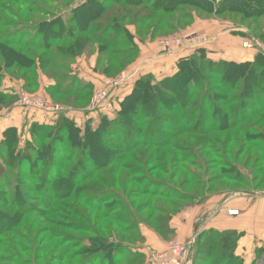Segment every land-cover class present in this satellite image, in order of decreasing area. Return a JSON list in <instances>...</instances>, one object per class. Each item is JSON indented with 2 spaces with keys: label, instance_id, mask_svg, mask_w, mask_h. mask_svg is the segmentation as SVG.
Segmentation results:
<instances>
[{
  "label": "rangeland",
  "instance_id": "rangeland-1",
  "mask_svg": "<svg viewBox=\"0 0 264 264\" xmlns=\"http://www.w3.org/2000/svg\"><path fill=\"white\" fill-rule=\"evenodd\" d=\"M20 1L21 3H18V1L15 0H0V36L10 37L12 39L16 38L17 40H23V42L27 43L34 42L35 45H38L40 43H46V40H48L46 39L47 37L44 35V32H46L45 28L49 22L63 21V31L65 32V28L67 29V22L71 18L70 14H72V9L86 0ZM101 1L106 2L104 0ZM143 1L144 0H142V2ZM186 1L187 0H150V3L143 2L142 5L133 7L132 11L134 13L142 12V15L145 14V12L151 13V7L160 8V6L170 7V9L172 8V11L167 10L154 13L151 20L144 21L141 24L136 23L137 20L141 19L137 18L136 20V17L132 16V12L129 14L130 16L127 15L125 20L118 21L120 22V28H122L119 29L118 32H106L107 29L105 30V28L113 26V23L111 22L114 20L113 17H110L107 13L98 11L97 9V14H99L100 17H89L92 21H90L87 26L84 21H88V15L86 14L85 16L84 10H81L82 16L80 20L83 23V25L81 24L82 31L87 30L86 32L93 34L96 38L104 35V37H108V41H110L109 43L116 46L115 48L128 49L134 52V54L136 53L133 58L124 61L126 64L122 68L114 65L109 71L105 70L107 56H101V53L106 46L94 43L95 39L93 38L95 37L91 35L80 39L82 41H79V43H82L83 46H79L81 47L80 49H73L75 56L66 49L65 52L70 54L71 58L68 57L67 60L59 61V63L50 59V56H48L49 58L47 59L45 56V53H47L46 49H40L35 45L30 48L26 47V49H22L24 54L28 56L30 55L36 61V63L29 67L28 70L17 64L7 67L0 57V143L3 140L5 129L12 127V125H7V123H5L4 120L6 117H14L16 113H19L22 117L26 118L24 123L19 127H15L18 129L19 133L16 136L14 135V144L10 155H15L16 151L24 148L27 141H34L37 143L39 137L35 138L30 133L31 125L36 122L56 126V123L61 118H67L73 120L80 129H89L90 132L101 129L102 125L108 123L106 129L104 127L101 129L104 130L100 137L101 141L106 142L107 140H110V142L117 143L118 146H121V148L125 150L124 152L131 154V156L126 159L127 163L131 160L129 161V164L133 165L134 168H141L140 170L144 171L146 173L145 175L152 177V181L159 184L156 185L157 187L163 189L165 193H169V197L167 198H158L143 194L142 188H145L143 183L142 186L139 183L129 184L127 190L126 183L123 181L128 173L127 170L125 171L121 168L118 172L112 174V165H108L102 167L99 171H95L92 168L95 165H99L100 161L105 157L103 154L99 153L98 157L92 160L89 158V152L87 150L83 151L78 146L72 148L66 144H59L57 149L67 158L65 161L67 168L65 169L66 175L64 176V179H62V183L58 184V190L54 189L55 185L43 184L40 182L41 178H38L37 175L34 174L35 169L38 170L40 167L35 166L32 171L33 173L25 174V177L18 182V184L22 185L25 189L22 190L23 196L14 202L13 194L15 191L13 184L18 180L14 174L15 169L9 165H1L0 192H8V195L5 194V197H3L4 202L0 197V216H3L4 214L9 217H16L15 219H17V221L14 220L16 226L14 225L13 227L15 232L13 237L14 249L11 250L9 244H3L0 258L5 256V260L8 257L9 259H7V261H0V264H79L82 260H88L87 264H94L86 256L83 255L81 257L79 255V251L85 250L82 245L79 246V242L88 238L89 234H91L89 233V230L86 229L87 227H90L89 222L92 221L91 225H93L102 235L111 234V230L114 231L117 227L116 225H113L112 219L109 217L103 218L100 220V223H97L95 218L101 213L91 210V208L89 209L86 204L82 203L81 199L74 198L76 192L81 193L79 190L81 187L86 189V193L88 192L87 190H92L97 191L98 194H102V196L109 193L107 187H110L111 189L114 188L119 192L126 190V194H128L131 189H139V194L135 197H131V200L134 202L135 208H141L142 211L140 217L136 218L144 221H153L157 216H161L159 214L160 211H157L156 209L157 205L167 207L168 212L170 211L169 213L175 212L180 206H182V209L177 211L174 215L179 214V212L188 208L190 203L193 202L182 199L184 195H188V193H205L204 196H209L210 193L211 195H223L224 193L230 192L241 194L244 190L264 193V184H261V187L259 188L257 187L264 176V165L255 161V151L252 157L250 156L249 158L248 152L244 153L239 158V161H236L237 165L233 166V168L236 169L234 172L232 167H220L221 165L215 166L214 171L208 172L209 160L212 159V164L217 165L216 158L219 157L224 159L223 152H221V154L217 153L218 155H201V157L196 154L191 157L188 162L181 161L178 158V155H184L186 151L197 153V148H201L200 142L207 138L215 140L212 136L201 135L194 131L193 133H184L179 137H175L174 134H176V131L178 132V129H176V125H173V128L171 129L169 128L172 127V123L170 122L169 125H167L166 122H169L168 118H164L163 122H158L157 124L153 122L154 120L152 118H137L133 121L132 131L128 135L125 128H123V125L116 122L121 109L120 102L132 94L137 79L152 76L154 80L159 81L166 76L172 75L173 71L174 73L176 71V68L167 69L166 71L161 69V65L166 68L168 65L165 61L159 59V63L157 64L154 63L150 65L149 63L147 66H144L142 73L133 82L131 65L138 57H140L141 48H139V43L142 46L145 45L144 42H146V44L154 42L159 46V51H161V53H175V49H177V53L179 52V54L185 56L192 55L196 49L202 47L207 49L206 55L208 56L209 49L207 45L212 42L205 39H217L221 34L220 30L223 31V29L225 30L227 28L228 30L237 31L239 34L243 35L245 38H243L242 47L245 50L255 52L256 55L252 60H223L254 62L257 59L260 60V58L264 57L257 56L258 52L255 49H248L243 46L251 36L264 42L260 37L252 34L250 28V26H253V29L255 26L262 27L264 24V14L256 19L259 23H256L255 25L250 24L251 18L244 17L242 11L238 13L227 11L229 9L227 6L228 3L221 6V8L225 9L223 12H218L216 10L217 5L211 3L209 0H188L189 3H185ZM217 1L220 2L219 0H216V2ZM261 1L262 0H252L251 2L249 1L250 3L243 6L237 3L229 4V6L242 8L246 13L254 12L255 10L257 12L264 8V2L261 6ZM110 2L111 1H108L106 5H109ZM26 6H29L28 9ZM4 7H6L7 10H5ZM144 7H146V9ZM106 12L109 13V11ZM161 19L162 23L160 26H157ZM208 20H216L220 23L222 27L216 29L217 33H215L216 31L210 32L208 29H204V26H210L207 22ZM127 26L132 28L129 30ZM154 26H156V28H154ZM137 28H141V30H138ZM133 43L135 44V47H132ZM185 44H187V46L190 45V47L182 48ZM182 57H179L177 63ZM47 61L48 66L46 67ZM147 62L148 61H145L144 65ZM261 68H264L263 65H261ZM27 72L28 75L26 76ZM130 76V81L125 88H111L112 80H121ZM256 76L258 77L257 74H255V77ZM153 79H151V81ZM219 88L220 93H223L224 90L221 87ZM107 90V101L104 100L100 102L99 105L94 106L93 102ZM229 90L230 94L237 93V89ZM22 92L29 95L33 100L52 103L58 105L61 109L58 112H50L46 110L33 111L20 108L16 106V101L19 99ZM262 94H257L256 97L262 100L264 99V95ZM257 100L258 99L251 102L250 100L247 101L250 102V104L258 105L260 103ZM211 104L212 103H209L210 106H212ZM230 106H233L236 109L238 103H231ZM164 112L166 113V111ZM233 112L234 110H231L230 114H233ZM131 113L136 114V111H131ZM37 114L44 115V119H37ZM208 114L211 119L214 117L212 111H209ZM29 115H32V118H28ZM138 116H140V114ZM229 117L231 119L232 115ZM31 119L32 121H30ZM196 124L197 123H191L187 126L190 128ZM149 125L152 126L153 132H150L148 128ZM208 125L209 123L205 126ZM196 127L199 128V125L197 124ZM227 132L229 134L230 131H226L225 134H227ZM111 133H113V135H111ZM167 138H172L173 140L170 145H164V140ZM138 139L143 143L136 147V144L133 142ZM155 140H159L158 144H149ZM160 144H163V146L159 147ZM99 145L101 149L104 148L102 144ZM221 145H223V143ZM221 145H218V147L219 150L222 151ZM238 146L239 145H237V147ZM179 147L185 149V151H181L182 149L177 151L176 149ZM170 150L176 151L170 153ZM159 154H167L165 156L166 159L159 158ZM175 154L176 157L173 158ZM194 158H196L195 162ZM135 159H137L136 162ZM147 160H150V163H146ZM175 160H178V163H176ZM231 160L235 162L234 158ZM79 163H82L80 178L86 174L94 173L91 177H84L81 179V184L75 185L70 181L71 179H67V176L71 174V171H69L70 167L72 165L77 166ZM174 164H178L179 166L183 164L187 166L185 168L181 167L179 173L174 176L172 173L174 170L178 169V167H173ZM123 165L124 164L122 163V166ZM161 165L169 170L167 175L164 173L161 174V171L159 170V166ZM258 167H263V169L254 171V169ZM184 169L187 171L190 170L191 173L195 172L196 174L190 175ZM26 172L31 171L26 170ZM222 172H224L223 174L233 173V177L237 178L238 181L228 183L224 180H218L212 183V185L209 184L213 187L211 191H206V185L208 184L210 176L212 174H222ZM255 175L259 176L257 181L254 180ZM182 177L186 178L188 183L189 180H194V182L191 184L184 183V178ZM25 178L33 179L35 181H28ZM148 186L153 185L148 183ZM0 196L2 195L0 194ZM198 201L200 200L198 199L194 201V203L196 204ZM105 206H108V204L105 203ZM122 217H124V215H118V218L122 219ZM87 218H90V220ZM71 223L78 225H74L75 227L86 228L76 231L73 229L75 227H73ZM0 224L1 231L5 230L6 232V229L10 228V226H5L8 223L2 224L1 222ZM103 224L109 225L111 230L103 228ZM142 225L153 229L149 225L141 223L140 232L142 235ZM138 226L139 223L134 225L137 229ZM89 229L92 230L91 227ZM118 230L120 231V229ZM153 230L156 231L155 229ZM5 232L4 238H11L12 235H10L8 231ZM53 234H56L58 237H52ZM194 235L197 239L199 234L195 233ZM107 238L115 239L112 237ZM188 241L189 240L186 242ZM47 242H50L51 244L52 249L50 253L43 254L36 251V246L38 244L45 245ZM145 243V237L144 240L139 238L134 239L129 248L123 247V245L124 253L118 254L119 259L113 258V260L122 262L119 264H142L143 258H141L142 254H140L139 249L140 246L143 244L145 245ZM148 248L150 255L157 260H160L159 252L167 250L159 251L151 246H148ZM55 252L64 256L65 259L62 262H59L56 259L53 260L51 255ZM74 254L77 256L74 257ZM191 256L192 260H190ZM193 257L194 253L191 254L190 252L189 256L183 263L194 264L195 259H193ZM120 258H123L124 261H120ZM214 260L215 258L213 257V259L210 260V264H214ZM95 264L99 263L97 262ZM198 264L205 263L199 261Z\"/></svg>",
  "mask_w": 264,
  "mask_h": 264
},
{
  "label": "trees",
  "instance_id": "trees-1",
  "mask_svg": "<svg viewBox=\"0 0 264 264\" xmlns=\"http://www.w3.org/2000/svg\"><path fill=\"white\" fill-rule=\"evenodd\" d=\"M15 1L21 3L20 0ZM104 1L106 2H102L101 0H86L82 4L74 7L72 9V14H70L71 18L67 22V29L65 28V32L63 31L64 23L62 20V22H49L45 28L46 32H44V35L47 37L46 39H48L46 40V43L35 45L34 42L27 43L23 42V40H17L16 38L12 39L10 37L0 36V57L7 67L17 64L28 70V68L35 64L36 61L30 55L28 56L24 54L22 49H26V47L30 48L35 45L40 49H46L47 53H45V56L47 59L49 58L48 56H50V59L59 63V61L67 60L68 57L71 58V55L65 52L66 49L74 55L75 53L73 49L81 48L79 47L82 45V43H79V41H82L80 39L85 36H93V34L86 32L87 30H81V24L83 25L80 20L82 16L81 10H84L85 16L86 14L88 15V21H84L87 26L88 23L92 21L89 17H100L99 14H97V9L98 11L107 13L110 17H113L114 20L111 22L113 23V26L105 28V30L107 29L106 32H118L119 29H122L120 28V22L118 21L125 20L127 15L133 12V7H138L142 5L143 2L150 3V0H144L143 2L142 0ZM108 1L111 2L109 5H106ZM209 1L217 5L216 10L218 12H223L225 9L221 8V6L228 3L227 6L229 9L226 8L228 9L227 11H233L236 13L242 11L244 17L251 18L250 24H258L259 22L256 19L260 18L264 14V8L257 12L255 10L254 12L246 13V11L242 10V8L229 6V4L233 3L241 4V6H243L250 3L252 0H220V2H216V0ZM263 2L264 0L260 2L261 6L263 5ZM185 3H189L188 0ZM6 7H4L5 10H7ZM28 7L29 6H26L27 9ZM144 8L146 9V7ZM151 9V13L145 12V14L142 15V12H133L132 16L136 17V20L137 18L141 19L137 20L136 23L141 24L144 21L151 20L154 13L167 10L172 11V8L170 9V7L161 6L160 8L151 7ZM106 11H109V13ZM161 23L162 19L159 20V25L157 26H160ZM154 28H156V26H154ZM250 28L252 34L260 37L264 41V24L262 27L255 26L253 29V26H250ZM137 29L141 30V28ZM93 39H95L94 43L106 46L101 53V56H107L106 71H109L114 65H117L120 68L124 67L126 64L124 61L133 58L136 54L128 49L125 50L115 48L116 46L109 43L110 41H108V37H104V35ZM134 45L135 44L133 43L132 47H135ZM206 52L207 49L201 47L196 49L192 55L180 58L176 65L175 73L166 76L159 81L154 80L152 76L137 79L135 81L132 94L120 102L121 109L116 122L123 125V128H125L128 135L132 131L133 121L137 118H152L155 124L163 122L164 118H168L169 122H166L167 125H169L170 122L172 123V127H168L171 129L173 128V125H176V129H178V132L176 131V134H174L175 137H179L184 133H193L194 131L201 135L212 136V138L216 141L210 138L203 139V141L200 142L201 148H197V153L186 151L184 155H178V158L181 161L188 162L191 157L196 154L201 157V155H218L217 153L221 154V152H223L224 159L219 157L216 158L217 165L212 164V159L209 160V168L207 169L208 172L214 171L215 166L219 165H221L220 167H232L234 172L236 169L233 168V166L237 165L236 161H239V158L247 152L249 155L248 158L250 156L252 157L254 151L256 155L254 157L255 161L264 165V99L261 100L256 97L257 94L263 93L262 95H264V68H261V65L264 67L263 55L258 53L257 56H262L263 58H260V60L257 59L254 62H236L213 60L206 55ZM47 66L48 61L46 63V67ZM255 74H257L258 77H255ZM27 75L28 72L26 73V76ZM151 79L153 80L151 81ZM219 87L224 90L223 93H220ZM229 89H237V93L230 94ZM256 99H258L257 101L260 104H250L251 101ZM247 100H250V102ZM209 103H212V106H210ZM231 103H238L236 109L233 106H230ZM231 110H234L233 114H230ZM131 111H136V114L131 113ZM164 111H166V113ZM209 111L213 112L214 117L212 119L208 116ZM139 114L140 116H138ZM230 115H232L231 119L229 117ZM191 123H197L199 128L196 127L197 124L188 128L187 125H190ZM207 123H209V125L205 126ZM107 125L108 123H105L101 126V129H103V127L106 129ZM148 128L150 132H153L151 125H149ZM101 129H97L92 132H90L89 129L83 130L80 129V127H78L73 120H69L67 118H61L56 123V126L36 122L31 125L30 133L35 138L39 137L37 143L34 141H27L25 147L16 151L15 155H10V153H12L13 149L14 135L16 136L19 131L15 127L6 129L3 133V140L0 143V166L9 165L15 169L14 174L18 180L15 184H13L15 191L13 194L14 202L23 196L22 190L25 189L22 185L18 184V182L25 177V174L33 173L32 171L35 166L40 167L38 170L35 169L34 172L38 178H41L40 182L43 184L55 185L54 189L58 190V184L62 183L61 181L66 175L65 169L67 168L65 165L67 158L57 149L59 144H66L72 148L78 146L83 151L87 150L89 152V158L92 160L97 158L99 153L103 154L105 157L102 161H100L99 165H95L92 168L95 171H99V169L108 165H112V174L118 172L121 168L125 171L127 170L128 173L126 174L125 180H123L126 183L127 190L129 184L139 183L142 186L143 183V185H145V188H142L143 194L158 198L169 197V193H165L163 189L157 187L156 185L159 184L152 181V177L145 175L146 173L141 171V168H134L133 165L129 164V161L131 160H129L128 163L126 162V159L129 158L131 154L124 152L125 150L121 148V146H118L117 143L110 142V140L102 142L100 137L102 136L104 130ZM228 130L230 131L229 134L228 132L225 134ZM111 135H113V133H111ZM172 141V138H167L164 140V145H170ZM158 142L159 140H155L149 144H158ZM133 143L136 144L135 146L137 147L143 142L138 139L134 140ZM222 143L223 145H221ZM99 144H102L104 148L101 149ZM218 145H221L222 151L219 150ZM237 145L239 146L237 147ZM162 146L163 144L159 145V147ZM181 149L182 148L179 147L176 150L180 151ZM176 150H170V153H174ZM181 151H185V149H182ZM166 155L159 154V158L166 159ZM175 157L176 154L173 158ZM232 158H234L235 162L231 160ZM136 160L137 159H135V162ZM175 161L178 163V160ZM195 161L196 158H194V162ZM122 163L124 164L123 166ZM146 163H150V160H147ZM81 166L82 163H79L77 166L72 165L69 170L71 171V174L67 176V179H71L70 181H72L75 185L81 184V179L84 177H91L94 173L92 172L88 175L86 174L87 176L84 175L80 178ZM186 166L187 165L183 164L180 166L178 164H174L173 167H178V169L174 170L172 174L176 176L179 173L180 168H185ZM262 169L263 167H258L255 168L254 171ZM26 170L31 172H26ZM159 170L161 171V174L164 173L167 175L169 173V170L165 169L164 166L162 167V165L159 166ZM187 173L190 175L196 174L195 172L191 173L190 170H188ZM223 173L224 172H222V174H212L208 180L205 190L211 191L213 188L211 187L212 183L218 180H224L228 183L238 181L237 178L233 177V173ZM258 177L259 176L255 175L254 180L257 181ZM25 179L28 181H35L33 179ZM193 182L194 180H189L188 183V180L184 178V183L191 184ZM148 183L153 186H148ZM261 184H264V176L257 187H261ZM107 188L109 193H106L105 196H102V194L99 195L97 191L92 190H87L88 192L86 193V189L84 187H81V189L79 188L81 193L76 192V194H74V198L81 199L82 203L86 204L89 209L91 208V210L101 213L95 218L97 223H100V220L103 218L109 217L112 219L113 225H116L117 227L113 231L109 225L103 224V228L111 230V234L102 235L96 228H94L93 225H91L92 221L89 222L92 230L89 229L90 227L78 228L75 227L78 226L77 224L71 223V225L75 227L73 229L76 231L86 228L89 230V233H91L88 238L79 242V246L82 245L85 248V250L79 251V255L81 257L83 255L86 256L94 264L97 262L99 264L122 263L117 260L114 261L113 258L119 259L118 254L124 253L123 247L129 248L134 239L139 238L144 240V236L140 232L141 223L149 225L163 236H168L173 233L170 222L173 215L177 213V211H180L182 206H180L175 212L169 213L170 211L168 212L167 207L157 205L156 209L157 211H160L159 214L161 216H157V218L153 221L139 220L136 217H140L142 212L141 208L136 209L134 202L131 200V197H135L139 194V189H131L129 193L126 194V190L119 192L114 188ZM0 194L2 195L0 197L3 201V197H5V194L8 195V192L4 193L1 191ZM204 195L205 193L201 194L193 192V194H185L182 199H185V201H193L191 203H194V201L198 199H205L206 196ZM105 203H107L108 206H105ZM121 214L124 215L122 219L118 218V215ZM15 218L16 217H9L4 214L3 216H0V223H8L5 226H10V228L6 229V232L8 231L10 235H12L11 238H4L5 230L1 231L0 227V253L2 252V246L4 243L9 244L11 250L14 249L13 237L15 232L13 227L15 225L14 220L17 221ZM87 219L90 220V218ZM136 223H139L138 229L134 227ZM118 229H120V231ZM243 235L244 232H238L236 230H226L222 232L209 230L201 233L198 235L194 243V264H198L199 261H202L205 264H210V260H212L213 257L215 258L214 264H244L243 260L235 255L238 241ZM52 237L58 236L53 234ZM107 237L115 239H109ZM51 249L50 242H47L45 245L38 244L36 246V251L43 254L50 253ZM140 254H142V252H140ZM73 256L76 257L77 255L74 254ZM144 257V254H142V264H144ZM51 258L53 260L56 259L59 262H62L65 259L64 256L56 252L51 255ZM7 259H9V257ZM7 259L5 260L4 256L0 258V261H7ZM120 259V261H124L123 258ZM87 262L88 260H82L79 264H87Z\"/></svg>",
  "mask_w": 264,
  "mask_h": 264
},
{
  "label": "crops",
  "instance_id": "crops-1",
  "mask_svg": "<svg viewBox=\"0 0 264 264\" xmlns=\"http://www.w3.org/2000/svg\"><path fill=\"white\" fill-rule=\"evenodd\" d=\"M207 22L210 26H204V29H208L210 32H215L217 28L222 27L216 20H208ZM127 28L130 30L132 27L127 26ZM220 33L215 41L207 45L209 49L208 56L211 59L237 61L254 59L256 53L245 50L242 47L243 38H245L243 35L227 28L223 29V31L220 30ZM144 43L145 45L142 46L139 43V48H141L140 57L131 65L133 82L142 73L143 67L149 63L150 65L157 64L159 63V59H161L168 66L166 68L161 65L160 68L166 71L167 69L176 68L179 57L185 56L179 54V52L177 53V51L175 53H165L162 51L163 53H161L156 43ZM145 61L148 62L144 65ZM36 116L40 120L45 117L41 114H37ZM28 118H32V115H29ZM4 121L7 125L19 127L26 121V118L16 113L14 117H6ZM229 210H237L238 213L230 215ZM170 225L173 233L168 236H163L157 231L147 226L145 227V225L141 226L146 243L140 246L139 251L146 257L144 258V264H165V262L154 259L150 255L148 246L159 251H164L173 241L186 242L195 233L200 235L209 230L220 232L236 230L244 232V235L238 241L235 255L240 257L244 264H264V193L253 191H244L241 194L230 192L223 195H211L210 193L205 199H201L196 204L190 203L188 208L174 215ZM194 251L195 247L193 245L192 254ZM190 260H192V256ZM168 264L179 263L171 262Z\"/></svg>",
  "mask_w": 264,
  "mask_h": 264
},
{
  "label": "built area",
  "instance_id": "built-area-1",
  "mask_svg": "<svg viewBox=\"0 0 264 264\" xmlns=\"http://www.w3.org/2000/svg\"><path fill=\"white\" fill-rule=\"evenodd\" d=\"M207 41L213 42L215 39L214 38H208L205 39ZM245 48L247 47L248 49H255L258 53L262 54L264 56V42L254 38V37H250V39L248 41H246L243 45ZM186 47H190V45L187 46V44H185L182 48H186ZM194 48V47H192ZM168 49V48H166ZM175 49V48H174ZM181 50H185V49H181ZM175 51H177V49H175ZM130 77H125V79H121V80H112L111 81V88L114 87H126V85L129 83L130 81ZM108 94V90L103 92L102 95L95 100L94 106H97L100 104V102L106 100ZM32 98L27 95L24 94L23 92L21 93L19 99L16 101V106L23 108L25 110H46V111H50V112H58L61 108L58 105H54L52 103H47V102H42V101H37V100H31ZM238 213L237 210H229V214L230 215H234ZM196 241V236L193 235L188 242L184 243V242H172L170 243V245L168 246L167 250L164 252H159V259L163 260L165 263H171V262H176V263H182L186 260V258L189 256V253L192 250V247L194 245ZM153 254V252H152ZM192 254V252H191Z\"/></svg>",
  "mask_w": 264,
  "mask_h": 264
}]
</instances>
